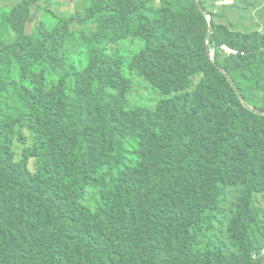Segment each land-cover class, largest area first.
<instances>
[{"label": "trees", "instance_id": "trees-1", "mask_svg": "<svg viewBox=\"0 0 264 264\" xmlns=\"http://www.w3.org/2000/svg\"><path fill=\"white\" fill-rule=\"evenodd\" d=\"M91 1L100 8L99 30L92 45L102 46L112 37L116 11L111 0ZM206 2L194 1L199 27L196 25L194 38L176 40L182 46L179 56L176 54L177 63L186 72V67L195 62L202 66L198 73L206 75L224 69L230 77L228 81L224 77L226 82H233L244 97L250 89L240 87L236 76L251 72L252 78L255 73L260 77L253 78L260 82L257 89L264 92V36L231 33L224 26H213L210 35L207 16L202 13L203 9L208 12ZM170 19L174 25L172 13ZM178 22L176 17V26ZM143 32L151 49L150 31ZM162 37L160 46L166 53L172 36ZM53 41L46 44L45 54ZM221 46L236 51L237 56H228ZM173 51L176 53V46ZM210 52L214 53L213 61ZM146 53L147 48L141 54L143 65L158 72L154 65L159 59L150 63ZM42 59L28 58L21 65H35ZM107 69L98 58L85 73L93 79L92 92L80 90L75 99L69 97L67 83L55 84L56 95L44 92L51 87L40 89L41 85L35 83L34 93L28 92L23 100L26 106L21 122L14 124L12 131L2 130L10 118L0 117V221L6 216L2 222L5 225H0V244H13L15 239L21 243L22 237L26 247L21 250L23 255L7 256L0 264H264L263 224L256 220L253 209L255 196L264 192L255 172L264 150V136H253L251 142L243 143L250 132L244 114L261 122L264 117L242 104L232 107L228 101L215 121L208 115L209 105L200 102L189 106L191 111L181 108L188 107L185 101L172 106L160 104L153 113L137 107L127 110L124 99L116 101V96L100 85L104 82L102 74L110 88L119 84V66L110 67V72ZM13 86L17 90L20 87L16 83ZM94 97L93 120L89 104ZM25 129L34 142L24 152V161H38L34 176L14 161V137L21 141ZM94 133L100 145L109 142L105 153V147L98 155L93 151ZM127 144L139 148L133 157L136 171L126 165ZM170 154L178 156L181 169L173 176L165 196L150 200L148 190L164 176L165 159ZM117 170L118 178L108 182L109 174ZM227 184L245 188L229 229L237 253L223 248L195 249L194 237L211 228ZM88 188L94 190L93 200L97 196L102 199V207L93 203L96 211L89 206L92 199L87 207L83 205L82 191Z\"/></svg>", "mask_w": 264, "mask_h": 264}, {"label": "rangeland", "instance_id": "rangeland-1", "mask_svg": "<svg viewBox=\"0 0 264 264\" xmlns=\"http://www.w3.org/2000/svg\"><path fill=\"white\" fill-rule=\"evenodd\" d=\"M194 1L200 2V0H111L116 11V26L111 31L112 37L102 46L93 47L92 42L96 41V32L99 30L100 8L91 0H0V51L4 54L0 57V117L4 115L10 118L9 122L1 127L2 130L12 131L11 127L21 120L24 113L22 108L26 106V101L23 100L28 92L34 93L35 83L41 85L40 89L51 87L44 92L51 91L53 95L58 91L57 85L62 86L63 83H67V87L70 88L69 97L72 96L74 99L80 90L89 92L93 79L85 73L93 68L98 58L103 61L109 72L110 67L119 66L118 86L114 85V89L110 88L103 74L101 81L104 79V82L100 85L103 91L116 96V101L121 102L120 99H124L123 106L127 110L137 107L140 111L153 113L160 104L172 106L185 101L188 107L183 105L181 108L191 111L189 106L200 102L205 106L209 105L208 115L212 121H215L223 111V103L228 101L232 107L242 104L248 111L251 110L255 115L264 117V92L257 89V84L260 82L253 78L260 77L255 73L252 78L251 72L247 76H236L240 87L250 89L244 97L232 81L231 84L226 82L225 78L227 77L228 81L230 77L224 69L220 72L223 76L220 73L206 75L198 73L202 66H196L195 62H191L186 67V72H183V66L177 63V55L179 56L182 46L176 40L183 36L189 38L188 40L194 38L196 25L197 28L199 27L196 23L199 13L194 9ZM207 1L208 12L203 9L202 13L203 16H207L210 35L213 33V26H224L229 27L231 33L246 35L260 33L264 36V0H228L232 3L227 4L231 7L226 11L219 7L220 2L224 0ZM170 4L173 5L171 10ZM171 13L174 25L170 19ZM210 13L218 18L210 17ZM176 17L179 20L178 26L175 25ZM143 30L150 31L151 49L147 47ZM163 34L172 36L169 37V49L166 53L160 46ZM52 39L54 45L45 54V46ZM198 40L203 41V37H199ZM173 46L177 48L176 53L173 51ZM146 48L145 57L150 63L159 59L154 65V69L158 72L154 73L151 66L143 65V61L140 60ZM228 51L227 55L237 56L236 51L230 49ZM41 57L44 59L40 63L21 65L28 58L38 61ZM209 58L211 61L214 60L211 59L210 53ZM151 74L155 75V78L150 79ZM261 82L264 83V77L261 78ZM14 83L20 85L18 90L13 86ZM5 86L8 87L2 90ZM95 102L94 97L89 104V114L93 120ZM236 113H239V109H236ZM244 115L248 125L246 128L250 130L245 140L243 139L245 144L251 142L253 136L254 138L264 136V122L255 120L254 116L246 113ZM238 134L240 137L243 136L241 131ZM33 142L31 132L25 129L21 141L14 137L13 145L14 161L23 167L26 166L32 176L38 172V161L31 158L25 163L24 152L30 149ZM92 146L93 151L98 155L104 147L106 149L104 153L107 151L109 142L100 145L94 133ZM124 150L128 153L126 165L132 171L134 169L136 171L137 164L133 157L138 154L139 148L127 144ZM176 158L178 156L173 154L166 157L164 176L149 188L148 199L157 201L165 196L173 176L181 169ZM255 172L259 174V179L264 185V150L259 155ZM119 173V170L111 172L107 181L117 179ZM244 191V187L226 185L219 210L213 214L214 221L211 228L203 229L194 237L195 249L215 251L223 248L228 249L229 253H237L229 236V229L236 217ZM263 193L255 196L253 209L256 220L263 224L264 233ZM93 196V189H83V205L87 207L92 199L89 205L91 211L95 209L93 203L102 207V199L97 196L93 200ZM5 218L6 216L0 221L1 226L5 225L2 223ZM20 241L21 243L15 239L13 244L12 241L0 244V262L7 256L17 258L23 255L21 250L26 247L23 245L22 237ZM262 260L264 261V250Z\"/></svg>", "mask_w": 264, "mask_h": 264}, {"label": "clouds", "instance_id": "clouds-1", "mask_svg": "<svg viewBox=\"0 0 264 264\" xmlns=\"http://www.w3.org/2000/svg\"><path fill=\"white\" fill-rule=\"evenodd\" d=\"M232 2V1H231ZM233 5V4H232ZM220 8H227V7H231V5L229 6V5H225V6H219ZM230 48H228L227 46H221L220 47V50L222 51V52H224L225 54H227L229 51ZM231 50V49H230ZM232 51V50H231ZM234 53V52H233ZM228 55H231V54H228ZM236 54H232L231 56H235ZM210 56H212V58L214 59V53L213 52H210Z\"/></svg>", "mask_w": 264, "mask_h": 264}, {"label": "built area", "instance_id": "built-area-1", "mask_svg": "<svg viewBox=\"0 0 264 264\" xmlns=\"http://www.w3.org/2000/svg\"><path fill=\"white\" fill-rule=\"evenodd\" d=\"M229 2H230V3H229ZM231 3H232L231 1L224 0V1L220 2L219 5L225 6V5H227V4H231Z\"/></svg>", "mask_w": 264, "mask_h": 264}, {"label": "water", "instance_id": "water-1", "mask_svg": "<svg viewBox=\"0 0 264 264\" xmlns=\"http://www.w3.org/2000/svg\"><path fill=\"white\" fill-rule=\"evenodd\" d=\"M210 57H211V59H213L212 56H210Z\"/></svg>", "mask_w": 264, "mask_h": 264}]
</instances>
